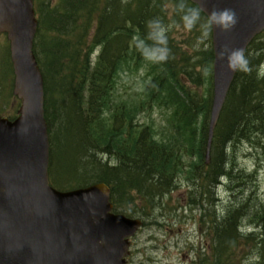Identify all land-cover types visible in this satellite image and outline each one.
I'll list each match as a JSON object with an SVG mask.
<instances>
[{"label":"trees","instance_id":"obj_1","mask_svg":"<svg viewBox=\"0 0 264 264\" xmlns=\"http://www.w3.org/2000/svg\"><path fill=\"white\" fill-rule=\"evenodd\" d=\"M122 3L35 0L39 26L33 50L44 80L52 186L66 191L105 183L121 213L148 216L156 199L175 190L179 177L192 183L200 196L211 194L219 177L233 176L228 168L230 150L241 141L252 143L257 127L264 136V75H258L255 57L264 48V35L250 45L254 56L245 55L248 70L237 72L214 130L211 162L206 166L211 77L208 74L206 82L204 71L210 68L211 53L202 52L207 65L200 68L198 56L169 35L158 33L168 23L169 10L184 27L193 20L189 10L196 8L186 0ZM185 15L188 20L182 19ZM203 19L199 13L193 24ZM149 21H159L151 29L157 43L145 47L153 45V40L146 39ZM126 69L145 70L138 102L117 95L118 81ZM203 83L208 85L199 95L195 87ZM11 89L12 83L3 89L8 107ZM153 108L163 115L159 128L135 122L138 114ZM6 109L0 106V115ZM16 111L15 105L8 119ZM261 148L264 154V145ZM112 154L118 161L108 166L107 156ZM241 202L209 221L211 254L199 264H264V201L253 197ZM243 216L250 218L247 225L260 232L240 231ZM253 253L255 261L244 263Z\"/></svg>","mask_w":264,"mask_h":264},{"label":"water","instance_id":"obj_2","mask_svg":"<svg viewBox=\"0 0 264 264\" xmlns=\"http://www.w3.org/2000/svg\"><path fill=\"white\" fill-rule=\"evenodd\" d=\"M190 1L212 26L208 163L213 130L236 72L229 69L228 55L245 50L264 31V0ZM224 9L235 18L228 30L212 19ZM35 28L31 0H0V32L10 40L13 93L21 100L14 121L0 117V264H125L128 239L141 223L111 213L108 188L97 184L59 193L49 187L43 82L31 53Z\"/></svg>","mask_w":264,"mask_h":264},{"label":"rangeland","instance_id":"obj_3","mask_svg":"<svg viewBox=\"0 0 264 264\" xmlns=\"http://www.w3.org/2000/svg\"><path fill=\"white\" fill-rule=\"evenodd\" d=\"M126 1L122 0V4ZM167 21L166 31L179 43L190 47L194 51L192 55L198 56L200 66L205 68L206 61L202 52L206 50L207 42L203 26L198 32L191 33L174 20L171 10L168 12ZM5 47H7V40L4 36H0V52ZM208 74L209 70L206 69L204 71L206 82ZM141 75H143V71L134 73L126 69L120 76L117 95L121 96L122 100L128 98L133 99L134 102L138 101L136 94L140 90ZM0 84L2 85H0L2 87L0 106L7 107L4 114L8 115L11 110L14 113L15 102L12 96L8 98L10 105L8 107V103L6 104L3 100L5 84L2 81ZM207 85L208 83H203L201 87H195L199 95L206 90ZM136 118L140 123L156 128L160 127L163 120L161 112L157 108H153L151 112H143ZM230 153L232 160L228 166L232 167L234 164L232 172L238 169V172L244 173L245 177L223 180L224 185L218 192H214L213 196L211 195L212 199L214 197L218 199L215 202L216 207L207 204L206 196H202L200 199V191H193L189 187L190 182L186 181L184 177L177 178V188L174 192L167 196L159 206L155 201L152 212L146 221L148 225L138 232L131 245L128 264H198V259L201 260L204 256L208 257L211 254V239H209L211 232L208 233L210 229L207 227L210 224L207 221L214 211L223 214L245 198L250 200L255 197L258 201H264V154L261 150H257V147H249L246 143L230 150ZM113 156L112 154L110 157L113 158ZM256 172L258 173L256 180L250 183L249 175ZM188 200L195 201L200 206L189 208ZM249 221L250 218L243 216L240 223L245 226ZM253 227L252 225L251 228ZM243 251L244 249L239 255H242ZM246 252L248 253L247 250H245ZM255 258L256 255L253 253L244 262L252 263Z\"/></svg>","mask_w":264,"mask_h":264},{"label":"clouds","instance_id":"obj_4","mask_svg":"<svg viewBox=\"0 0 264 264\" xmlns=\"http://www.w3.org/2000/svg\"><path fill=\"white\" fill-rule=\"evenodd\" d=\"M190 15L193 17L192 21H189L184 25L186 30H191L193 23L199 19V11L196 9H191L189 10ZM184 20H188V16L185 15L182 17ZM212 19L215 23H217L219 26H221L223 29L228 30L235 24V18H234V13H232L228 9H224L220 12H213L212 13ZM159 21H149L148 23V28H149V33L146 39L153 40V45H145V47H152L154 46L157 41L154 39L152 35V26L154 24H158ZM160 32L163 35L165 32V29L163 26L160 28ZM164 44H166V37H164L163 41ZM227 51V49H225ZM224 53H221V58H223ZM167 57H162L161 59H166ZM248 59L245 56L244 50L243 49H235L232 50L229 55H228V66L230 70H240V71H247L248 70Z\"/></svg>","mask_w":264,"mask_h":264},{"label":"bare ground","instance_id":"obj_5","mask_svg":"<svg viewBox=\"0 0 264 264\" xmlns=\"http://www.w3.org/2000/svg\"><path fill=\"white\" fill-rule=\"evenodd\" d=\"M264 106V105H263ZM261 124H264V113H263V123ZM258 125V124H257ZM260 126V125H259ZM256 127V126H255ZM258 128V127H257ZM239 144V143H238ZM232 147V146H231ZM235 147V146H234Z\"/></svg>","mask_w":264,"mask_h":264}]
</instances>
